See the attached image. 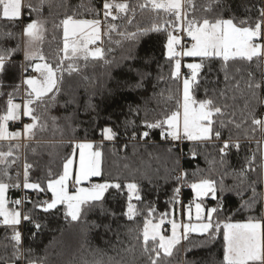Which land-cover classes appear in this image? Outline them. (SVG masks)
I'll use <instances>...</instances> for the list:
<instances>
[{"label": "trees", "instance_id": "trees-1", "mask_svg": "<svg viewBox=\"0 0 264 264\" xmlns=\"http://www.w3.org/2000/svg\"><path fill=\"white\" fill-rule=\"evenodd\" d=\"M130 2L135 4L136 0ZM204 2L205 0H198V3ZM38 3L39 0H25L23 16L19 21L0 19V48L20 46V50L14 54L16 68L10 69L3 77L5 86L0 89L3 93L0 95V115L6 111L8 93H13V100H21L22 88L20 87L19 92H14V86L21 85L23 76L32 71L30 66L26 72L20 67L28 63L24 61L23 26L31 20L44 23L43 40L37 48L45 56L46 62L55 67L63 56L61 21L69 15L74 18H96L102 0H48V4L39 13L29 8V4L36 6ZM255 4H258V0H225V7L229 9L226 15L239 18L251 15L254 19L257 12L253 10L247 13L246 8ZM201 14L203 13H197ZM102 17L101 14L99 18ZM158 19L149 9H137L132 25H127L123 20L114 23L119 26V31H136L137 26L149 27ZM5 32H11L12 36L3 38ZM165 42L166 34L163 32L148 33L137 41H129L116 32L111 33V36H102L101 48L104 50L105 59L110 63L91 58L88 61L76 60L79 71L72 75L63 72L56 101L46 109L37 108L36 114L41 116L40 124L46 127L43 130L37 129L35 137L26 140L22 148L19 143L0 142V146L7 151L10 145H19L18 150L13 148L14 157L18 156L19 159L8 169L11 180L0 176L6 183L17 182L15 171L22 158L24 163L27 161L33 165L30 180H39L46 186L49 172L52 178L62 172L65 158L73 152V145L77 141L89 140L101 152L103 173L102 177H92L90 181L118 180L121 184L134 182L138 185L141 196V200L133 199L140 213L133 221H128L121 215L127 205V189H123L120 194L115 190H109L105 194V206L116 213L115 219L96 211L86 218V222L76 223L70 218L65 220L63 206H58L60 213L49 218L47 227L36 240L29 239V226L23 227L21 252L24 257L29 255L24 249L31 246L32 258L37 261L45 258L44 264H96L97 261H102V264H150L148 254L142 252L140 235L145 219L150 218L148 208L156 209L151 216L154 219L168 214L171 210L177 215L180 207L194 198L191 185L203 179L212 180L218 188L223 185L226 189L223 194L218 192L215 200L212 197L201 199L208 208L222 204L221 214L214 219L222 222L246 221L250 218L259 220L262 223L264 239L262 195L252 209L237 211L243 201L252 197L249 184L258 179L261 164L257 143L262 139L261 134L249 131L247 138L244 135L245 130L250 128V122L243 124L240 129L229 126L223 130L225 139L231 135L232 142L238 141L241 145L238 152L235 148L230 150L223 165L220 163L218 149L212 146L214 142L186 140L180 145L173 144L162 140L161 129L144 127V121L163 120L180 108L178 101L181 96V76L179 79L171 76L174 62L169 61L165 55ZM193 59L200 62L198 57ZM69 62L65 61L63 67L66 68ZM221 65L219 60L210 65L206 63L202 69L200 87L194 91V98H208L204 92V88L208 87V96L215 95L218 103H227L230 106L228 111H235L234 118L240 122L241 109L244 108L245 99L250 97L236 93L237 99L233 101L230 98L233 92L229 89L241 77L246 79L248 72L259 78L264 74V64L255 61L250 64L230 62V81H225ZM237 68L241 70L239 73L236 72ZM213 89H216L215 94ZM220 89L225 90L224 98L219 96ZM262 114L264 113L258 112V115ZM126 120L134 121L138 132L149 131V136L143 140L130 139L133 126L126 129ZM105 127H111L116 133L113 140H103L101 133ZM249 160H252V167L257 171L248 170ZM242 171L244 177L240 175ZM19 183L22 185L20 178ZM255 187L257 193H263L262 182H258ZM177 188L180 189L178 194L175 191ZM20 192L21 189L10 188L8 199L13 200ZM238 192H243V196L238 195ZM33 194L32 198H35L36 194ZM47 194L49 193H41L40 199ZM31 207V203H26L24 211ZM93 222L100 226H93ZM109 224L111 230L105 227ZM129 229H132L131 233ZM4 235L5 229L0 227V264H12L14 249L11 242L4 239ZM5 244L8 245L7 248L4 247ZM223 256L221 224L213 240L196 233L189 234L187 240L182 239L174 248L172 257L166 258V264H224ZM23 260L27 263V259Z\"/></svg>", "mask_w": 264, "mask_h": 264}, {"label": "snow or ice", "instance_id": "snow-or-ice-1", "mask_svg": "<svg viewBox=\"0 0 264 264\" xmlns=\"http://www.w3.org/2000/svg\"><path fill=\"white\" fill-rule=\"evenodd\" d=\"M46 4L48 0H39L36 6L29 4V8L39 13ZM22 7V0H0V19L9 22L19 21ZM137 9L141 11L149 9L159 18L158 21L154 20L149 27L137 26L136 31H119V26L114 22L123 20L127 25H132ZM253 10L257 12L254 19L251 15H245L242 18L226 15L229 9L225 7V0H205L204 3H198V0H136L135 4L130 0H124V2L102 0L96 18L75 19L69 15L61 21L63 56L55 67L46 62L45 56L37 48L43 40L44 23L40 20H31L22 29L24 61L28 63L20 67L26 72L30 66L38 75L26 76L22 80V85L26 86L22 105L14 102L13 93L7 94L6 111L0 115V141H14L22 137L26 140L32 139L37 129L43 130L46 127L40 124L41 116L36 114L37 108L46 109L56 101L63 72L66 71L68 75H72L79 71L75 64L76 60L88 61L91 58L104 60L106 64L110 63L105 59L103 48L96 47L94 50L88 48L89 44H95L101 39L102 25L104 35L111 36V33L116 32L129 41H137L139 37L148 33L163 32L166 34L165 55L169 61L174 62L171 72L173 79L180 78V57H198L200 62L184 65L190 70V74L183 79L182 99L178 101L182 108V120L180 111H175L163 120L144 121V127L161 129L160 135L164 140L171 138L172 140L214 142L212 146L218 149L221 156L220 163L223 165L230 150L235 148L238 152L241 147L238 141L232 142L231 135L225 139L223 130L229 126L240 129L243 124L250 122V128L245 130L244 135L247 138L249 131L253 134L256 132L261 134L262 139L257 142L261 164L258 179L249 184L253 193L252 197L243 201L237 211L252 209L259 202L258 198L264 195V193H257L255 187L258 182H264V114L258 115V112L264 113V74L257 78L254 73L248 72L246 79L241 77V80H237L229 89L233 92V96L230 97L233 101L237 99L236 93H240L241 96L247 94L250 97L245 99L240 122L234 118L235 111H228L230 106L227 103L220 104L215 95L208 96V87L204 88L205 96L208 97L205 99L196 100L194 91L200 87L199 81L206 63L210 65L215 60L221 61L225 81L232 79L228 72L230 62L239 61L250 64L255 61L264 64V0H258V4L246 8L247 13ZM198 12L203 14L197 15ZM101 14L103 21L99 18ZM11 36V32L3 33V38ZM19 50V45L16 48H0V89L5 86L3 77L10 69L16 68L14 54ZM35 60L43 62L32 63ZM65 61H71L66 68L63 67ZM240 71L239 68L236 69L237 73ZM58 73H60L59 76ZM241 81H243V87H241ZM208 83L212 82L208 81ZM20 87V84L15 85L14 92H19ZM212 91L215 94L216 89ZM2 94L0 92V95ZM219 96L221 98L226 96L224 89L219 90ZM252 101L255 103L253 104ZM136 112H139L138 108ZM22 117L30 118L32 122L23 123L22 132H10L9 121L23 122ZM134 124V121H125L126 129L133 126L130 139L143 140L149 136V131L138 132ZM101 135L103 140L110 141L115 138L116 133L111 127H105ZM220 141L223 143L220 144ZM13 148L18 150L19 145H10L8 151L0 150V176L8 180H11L8 169L19 159L18 156L14 157ZM77 148L79 149V166L73 168L74 160L69 155L63 163L62 173L52 178L49 172L46 186L39 180H30V170L33 165L27 161L23 166L22 185L19 183V171H17L16 183H6L0 179V227L5 229L4 239L10 241L14 249L12 264H17L21 259H27V264H44L45 258H41L40 261L32 258L31 246L24 249V252L29 254L28 257L23 256L22 228L29 226V239L36 240L47 227L49 218L60 213L61 209L58 206H63L65 220L70 218L76 223L86 222V218L96 211L115 219L116 213L105 206V194L109 190H115L117 194H120L123 189H127V205L121 215L128 221H133L140 214L136 205L132 203L133 199L141 200L138 185L134 182L121 184L117 180L91 184L90 187L83 186L84 182L90 181L92 177H102L101 152L91 151L93 145L87 143L73 145V153ZM254 159L255 154L252 157V160ZM252 160L248 161V170L257 171L252 167ZM240 175L244 177V172L242 171ZM70 182L75 185V191L72 193L69 192ZM191 187L197 198L211 195L214 200L218 192L223 194L226 190L223 185L218 188L216 183L209 179H203L199 183L192 184ZM10 188L30 190L36 195L35 198H31L25 192L20 198L10 201L8 199ZM175 191L178 194L180 189L177 188ZM41 193H51V196L48 200H41ZM237 194L243 196V192ZM26 203L32 205L28 211L23 210ZM9 204L12 205L11 208ZM195 208L196 219L200 222L184 223L181 226L171 221V236L160 233L161 224L164 222L163 216L159 223L145 219L140 235L142 236V252L148 254L150 264H166V258L172 257L174 248L181 243L182 239L187 240L189 233L195 232L206 236L208 240H213L221 224L225 245L224 264H264V239H262V226L259 220L250 218L246 223H230L214 219L222 212L220 203L217 207L208 208L206 211L200 203H196ZM155 211L154 207H149L148 216L151 217ZM188 218L191 220L190 213ZM93 226L100 225L93 222ZM105 227L111 230L110 224ZM181 227L182 234L178 231ZM129 232L131 233L132 229H129ZM4 247L7 248L8 245L5 244ZM96 264H102V261H97Z\"/></svg>", "mask_w": 264, "mask_h": 264}, {"label": "rangeland", "instance_id": "rangeland-1", "mask_svg": "<svg viewBox=\"0 0 264 264\" xmlns=\"http://www.w3.org/2000/svg\"><path fill=\"white\" fill-rule=\"evenodd\" d=\"M115 2H117V1L115 0ZM120 2H123V1H120ZM24 4H25V0H22V5H23L22 9H24ZM22 11H23V10H22ZM22 15H23V14H22ZM22 15H21V16H22ZM75 19H86V18H75ZM100 19L103 21L104 18L102 17V18H100ZM103 31H104V28H103V25H102V35H101V39L98 40V41H96L95 44H89V45H88V48H89L90 45H93V46H96V47L98 46V44H99V43L101 42V40H102V36H104ZM62 32H63V27H62ZM62 47H63V44H62ZM191 63H199V62L196 61V62H191ZM186 71H188V73H185ZM180 72H182V73H180V76H181V96H180V101H181V99H182V86H183V79H184L187 75L190 74V71H189V69H186L185 66L183 67V66L181 65ZM30 75H32V74L24 75L23 78H22V80H23L26 76H30ZM37 75H38V74H37ZM25 87H26V86L22 85V83H21L22 91H23V90L25 91ZM24 98H25V94L22 93V101H21V100H20V101H18V100H14V102H15V103H19V104L22 105V103H23V101H24ZM178 111H180V113H181V120H182V108L180 107ZM26 118H27V117H26ZM13 124H14V123H13ZM22 128H23V127H22ZM9 131L11 132V131H21V130H20L19 128H17V129H11V128H10V123H9ZM21 132H22V131H21ZM25 141H26V140H24V139H22V140L19 141V144H20L21 148L23 147V144H24ZM0 142H2V143H7L6 141H0ZM8 143H9V142H8ZM80 143L92 144L91 141H89V140H82V141H78V142H76V144H80ZM76 144H75V145H76ZM0 150H2V151H7V150H5L4 147H2V146H0ZM91 151H99V150H97V149L93 146V148L91 149ZM71 156L73 157V160H74L73 168L75 169V168H77V167L79 166V149L77 148V149L75 150V153L72 152ZM23 166H24V162H23V159L21 158L20 166L16 169V171H19V172H20V176H19V178H20V180L22 181V184H23ZM62 170H63V168H62ZM16 171H15V172H16ZM61 173H62V172H61ZM90 180H91V179H90ZM103 182H105V181H102V182H91V181H87V182H84L83 186H84V187H90L91 184H95V183H103ZM199 182H200V181H199ZM199 182H196V183H199ZM71 185H73V187H71ZM262 187H263V193H264V182H262ZM192 190H193V189H192ZM74 191H75V185H74L73 183L70 182L69 192L72 193V192H74ZM50 194H51V193H50ZM193 194H194V198H193V200H194V204L192 205V208H191V209H189V210H185L184 212H182V208L180 207V209L178 210V214H177V215H175L174 211L171 210L168 214L165 213V214L161 215L160 217H158L157 219H154V218H152V217L147 218V219H151L153 223H159L160 220H161V218H162V216H163V220H164V222L161 224V227H160V233H161L162 235H165V236H171V234H172L171 221H175L176 223L180 224L181 226H182L184 223H193V224H195V223H199L200 221H198V220L196 219V208H195V205H196V203H200L201 206H202V208L206 211V210L208 209V207H206V206L203 204V202H202L201 199H204V198H207V197H211V195L197 198V197H196V194H195L194 191H193ZM262 202H263V215H264V195H262ZM132 203L135 204L134 201H132ZM11 207H12V206L9 205V208H11ZM189 213H190V215H191V220H189V218H188ZM247 221H248V220H246V221H233V222H230V223H246ZM260 223H261V221H260ZM261 226H262V223H261ZM143 227H144V226H143ZM178 231L182 234V233H183V228L181 227ZM192 233H195V232H192ZM192 233H189V234H192ZM261 233H262V239H263V231H262V227H261ZM196 234H198V233H196ZM181 241H182V240H181ZM224 246H225V245H224Z\"/></svg>", "mask_w": 264, "mask_h": 264}, {"label": "built area", "instance_id": "built-area-1", "mask_svg": "<svg viewBox=\"0 0 264 264\" xmlns=\"http://www.w3.org/2000/svg\"><path fill=\"white\" fill-rule=\"evenodd\" d=\"M22 121H23V122L17 121V122H15L13 125H14V126H18V125H19V126L23 127V123H31V122H32L30 118H26V117H22ZM162 140L165 141V142H169V143H173V144H178V145H180L182 142L186 141L187 139H182V140H172L171 138H169L168 140H164V139H162ZM220 142L223 143V141H220ZM19 173H20V172H19ZM15 175H17V171L15 172ZM25 192H27L28 195H29L31 198L34 196V194H33L30 190H23V189L21 188L20 195H19L18 197L14 198V199L20 198L21 196H23V195L25 194ZM49 198H50V195L47 194V195H43V196L41 197V200H48ZM193 204H194V200H193V199H192L191 201L185 203V204L182 206V212H184L185 210H189V209H191ZM23 210H24V207H23ZM22 233H23V228H22ZM17 264H27V263L24 262L23 259H21V260L19 261V263H17Z\"/></svg>", "mask_w": 264, "mask_h": 264}, {"label": "crops", "instance_id": "crops-1", "mask_svg": "<svg viewBox=\"0 0 264 264\" xmlns=\"http://www.w3.org/2000/svg\"><path fill=\"white\" fill-rule=\"evenodd\" d=\"M117 2H120V1H117ZM23 10V9H22ZM22 14H23V11H22ZM23 16V15H22ZM21 16V17H22ZM102 41V40H101ZM97 47H101V42L98 44V46ZM96 48V46H93V45H90L89 46V50H94ZM63 53V52H62ZM193 59L194 57H180L179 59L181 60V65L184 67V65H186V64H188V63H191V62H196L194 59L193 60H189V61H184L183 59ZM37 62H43V61H39V60H35V62L34 63H37ZM71 62V61H70ZM69 62V63H70ZM186 68V67H185ZM187 69V68H186ZM190 71V70H189ZM180 73H182V72H180ZM185 73H188V71H186ZM30 74H32L33 76L34 75H37L36 73H34L33 71H31V73ZM22 93H24L25 94V91L23 90L22 91ZM21 101H22V98H21ZM23 104V103H22ZM9 123H10V128L11 129H17V128H19L21 131L23 130V128L21 127V126H14L13 125V123H15V122H12V121H9ZM22 139H24L23 137L21 138V139H19V140H14V141H6V142H14V143H19V141L20 140H22ZM24 140H26V139H24ZM78 142V141H77ZM91 143H92V145H93V142L91 141ZM94 146V145H93ZM71 187H73V185H71ZM49 195L51 196V194L49 193ZM263 217H264V215H263Z\"/></svg>", "mask_w": 264, "mask_h": 264}, {"label": "bare ground", "instance_id": "bare-ground-1", "mask_svg": "<svg viewBox=\"0 0 264 264\" xmlns=\"http://www.w3.org/2000/svg\"><path fill=\"white\" fill-rule=\"evenodd\" d=\"M174 209V208H173Z\"/></svg>", "mask_w": 264, "mask_h": 264}]
</instances>
